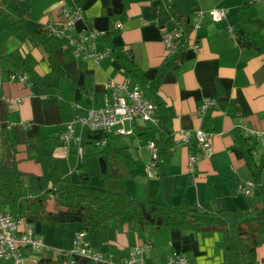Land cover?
Masks as SVG:
<instances>
[{"label": "crops", "instance_id": "crops-1", "mask_svg": "<svg viewBox=\"0 0 264 264\" xmlns=\"http://www.w3.org/2000/svg\"><path fill=\"white\" fill-rule=\"evenodd\" d=\"M24 1L0 0V163L15 164L19 170L34 174H71L79 179L82 177L78 168L80 149L75 141L69 145L62 142L60 127L76 113L83 116L89 109L100 106L110 93V80L122 82L129 77L111 55L98 61L72 56L64 63L67 79H60L43 49L23 29L14 31L11 25L18 19H23V25L30 30L46 29L49 23L61 24L67 0H27L28 11L22 18L20 2ZM183 1L193 15L196 10L216 7L223 8L226 14L218 22L206 14L191 32V39L199 43V49H182L177 68L165 71L162 76L158 93L174 112L170 122L173 146L164 173L147 175L148 143L155 135L149 130H139L120 134L119 139L111 142L115 150L125 147L134 163L133 175L123 183L111 178L104 185L97 179L101 170L99 158L91 154L85 158L89 181L112 191L123 185L130 195L158 203L185 201L213 211L245 208L249 204L259 207L261 198L255 188L249 196L238 190L252 176L244 159L238 158L232 147L239 131L245 135V127L264 135V52L241 46L229 36L227 29L243 26L242 8L249 20L245 28L260 31L264 36V0ZM171 4L172 0H83V19L76 23L74 32L84 27L107 31L114 18H119L122 28L113 37L114 43L130 51L136 65L151 79L166 58L162 32L174 26L173 17L164 19ZM62 41L64 51L70 53L68 40L62 38ZM14 52L33 57L37 83L11 78V73L19 71V62L11 56ZM131 81L135 83L132 78ZM210 98L215 99V105L205 115L199 114L200 103ZM145 125L146 122L137 119L135 128L144 129ZM199 128L211 132L213 152L209 157H200L195 171L189 172V143L195 141V131ZM180 130L188 133V141L180 139ZM75 133L81 137V149L93 147L84 143L83 129L78 128ZM109 134L118 135L114 131ZM126 135L130 140L120 144ZM253 153L256 161H264V146L258 145ZM261 184L264 189V168ZM47 208L52 211L50 221L23 217L22 227L32 226L46 246L41 250L27 249L26 264L40 261V264H56L59 251H71L75 246L79 217L53 209L50 200ZM206 238L207 235L199 232L167 228L158 232L149 228L139 230L127 224L119 226L111 220L89 237L90 246L102 255L101 262L95 263L86 253H78L76 264H123L135 247L146 242L151 249L145 252L140 264H167V257L173 251L184 253L190 264H224L223 250L215 244L217 234L210 241ZM260 238L256 264H264V232ZM207 251L217 255L207 256ZM190 253L196 256L193 262Z\"/></svg>", "mask_w": 264, "mask_h": 264}, {"label": "trees", "instance_id": "trees-1", "mask_svg": "<svg viewBox=\"0 0 264 264\" xmlns=\"http://www.w3.org/2000/svg\"><path fill=\"white\" fill-rule=\"evenodd\" d=\"M20 3L19 16L23 18L28 11V4L27 0ZM77 3L82 5L83 0H77ZM242 6H245V2ZM240 12L243 26L234 29L237 42L243 47H252L260 53L264 52L263 34L260 31L247 30L245 25L249 20L244 16L242 8ZM192 15V11L183 0H172L164 19L182 18L183 29L189 33L192 27ZM117 19L119 18H114L113 23ZM113 23L100 40L110 48V55L119 62L124 75L141 85L145 96L155 106L154 112L157 117L155 124L145 125L144 129L135 128L136 122L133 126L135 132L149 130L155 135L154 140L159 151L157 173L161 175L166 169L172 152L173 135L170 122L174 112L166 105L158 90L164 72L177 68L178 53L182 48L171 58H165L156 76L150 79L136 65L132 53L114 43L113 37L118 29L114 28ZM11 29L14 31L23 29L30 40L43 49L54 73L60 79H67L64 63L71 59L72 55L64 51L62 38L49 34L45 28L30 30L23 25V19L14 21ZM11 56L19 62V71L25 72L29 81L37 83L33 70V57L29 54L21 56L19 52H14ZM62 130L63 126L60 127V132ZM103 137H106L108 141L103 148L93 145L88 150L85 146L82 147L81 164L78 167L82 171V177L79 179L72 178L71 174L65 176L54 173L34 174L19 170L15 164L7 166L0 163V209L22 218L30 216L50 221L52 211L47 208L50 200L53 209L79 217V229L86 230L88 239L95 229L107 226L111 220L117 222L119 226L127 224L139 230L149 228L154 232L162 228L199 232L202 235L217 232L218 239L215 244L223 250L224 264H256V247L262 242L260 235L264 232V189L261 184L264 161L262 159L256 161L254 158L253 152L259 145L255 136H245L239 131L232 150L238 158L244 159L250 169L257 195L261 198V205L257 207L249 204L245 208L219 211L191 205L185 201L152 202L130 195L124 190L123 185L118 191H112L104 185L90 183L85 158L91 154L105 160L107 169L105 172L101 170L99 172L102 176L116 178L123 183L126 178L133 175L131 169L134 163L126 153L125 147L115 150L111 146L112 140L119 139L120 134L110 135L103 131H88L84 143L93 144L95 139ZM189 149L191 152L197 151L196 141L189 143ZM27 252L25 249L24 254L26 255ZM65 257V251H61L55 263L60 264Z\"/></svg>", "mask_w": 264, "mask_h": 264}, {"label": "built area", "instance_id": "built-area-1", "mask_svg": "<svg viewBox=\"0 0 264 264\" xmlns=\"http://www.w3.org/2000/svg\"><path fill=\"white\" fill-rule=\"evenodd\" d=\"M208 14L212 21L218 22L225 18L223 8H212L210 10H196L192 17V27L189 33L183 29V19L172 18L174 26L164 29L162 40L166 48V58H171L180 48L199 49V43L192 41L191 32L199 26L201 19ZM64 20L61 24L49 23L46 30L49 34L59 38H66L71 45V55L78 59H92L98 61L110 55V48L106 46L100 38L106 31L84 27L74 32L75 25L83 19V11L77 0H67L63 10ZM114 28L121 29L122 21L117 20ZM228 34L236 40L235 30L228 27ZM12 79L21 82L28 81V75L22 71L11 73ZM110 93L104 102L87 111L86 115L75 114L71 119L66 121L63 130L60 133L61 140L64 144L69 145L75 141L81 151V137L76 135L78 128L83 129L85 133L94 131H103L105 133L132 134L134 132V122L141 119L147 125H153L157 122L154 112V104L149 100L138 83H132L130 78L122 82L110 80L108 83ZM215 99H204L199 107L198 112L205 115L207 111L215 105ZM245 135L255 136L259 145L264 146V135L261 131H256L248 127L244 128ZM180 139L188 141V133L180 130L178 133ZM195 141L197 151L191 152L188 157V170L194 172L200 157H209L212 152L211 132L205 129L195 131ZM106 137L95 139L94 147L103 148L107 145ZM150 150V160L146 165L148 176L157 174L158 147L155 140L148 143ZM255 188L252 179L246 180L238 187L239 192L246 196L252 194ZM24 219L14 216L7 210L0 209V264H26L25 249L41 250L46 248L44 242L37 237L32 226L23 228ZM151 249L150 243L146 242L135 247L125 258L123 264H140L145 252ZM61 251H59L60 253ZM86 253L95 263H100L102 255L90 246L86 230L79 229L75 236V246L71 251H65L66 257L60 264H76V255ZM167 264H190L186 255L180 251H173L167 257Z\"/></svg>", "mask_w": 264, "mask_h": 264}, {"label": "rangeland", "instance_id": "rangeland-1", "mask_svg": "<svg viewBox=\"0 0 264 264\" xmlns=\"http://www.w3.org/2000/svg\"><path fill=\"white\" fill-rule=\"evenodd\" d=\"M128 140H130V137L129 136H123V139H122V141H120L121 143L120 144H122V143H126V142H128ZM118 143V142H117ZM117 143H115V147L117 146ZM107 176H102L100 173H97V179L98 180H100L101 182H103L104 183V185H105V181H107V180H109L108 182L110 183V179L111 178H109V177H107ZM106 188L107 189H109L107 186H106ZM215 234H217V236H218V233L217 232H215L214 234H211V235H207V238H206V241H210V240H212V239H215L214 238V235ZM215 241H216V239H215ZM214 255H217V254H214ZM214 255H212V253H211V251H207V256H210V257H213ZM189 257H190V259H191V262H193L192 261V259L193 258H195L196 256L194 255V254H192V253H190V255H189ZM219 262H221V261H218L217 260V263H219ZM211 264H213V263H211ZM221 264H223L222 262H221Z\"/></svg>", "mask_w": 264, "mask_h": 264}, {"label": "water", "instance_id": "water-1", "mask_svg": "<svg viewBox=\"0 0 264 264\" xmlns=\"http://www.w3.org/2000/svg\"><path fill=\"white\" fill-rule=\"evenodd\" d=\"M99 165L102 172H105L107 169V165L105 160L102 157H99Z\"/></svg>", "mask_w": 264, "mask_h": 264}]
</instances>
